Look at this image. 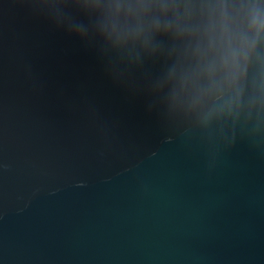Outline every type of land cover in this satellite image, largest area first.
<instances>
[{
    "label": "water",
    "instance_id": "water-1",
    "mask_svg": "<svg viewBox=\"0 0 264 264\" xmlns=\"http://www.w3.org/2000/svg\"><path fill=\"white\" fill-rule=\"evenodd\" d=\"M118 2L0 0V264H264V38L222 99L184 79L264 0Z\"/></svg>",
    "mask_w": 264,
    "mask_h": 264
},
{
    "label": "clouds",
    "instance_id": "clouds-1",
    "mask_svg": "<svg viewBox=\"0 0 264 264\" xmlns=\"http://www.w3.org/2000/svg\"><path fill=\"white\" fill-rule=\"evenodd\" d=\"M180 8L178 0H135L134 3H116L115 11H121L136 23L135 29H129V34L140 35L145 28L159 30L164 28H180ZM173 14V20L167 19L168 13ZM160 16L164 19L161 21ZM207 47L198 42L195 48L200 58L197 68L187 74L184 79H195L199 74L206 73L211 80L210 89L222 99L224 89L236 88L239 79L244 75L245 65L251 53L255 52L257 44L264 38V13L258 8H252L245 21L229 16L220 11L218 18L211 14L208 25L204 29ZM209 53L212 54L209 59ZM239 91L237 90V102ZM232 102L228 101L224 107L231 109Z\"/></svg>",
    "mask_w": 264,
    "mask_h": 264
}]
</instances>
